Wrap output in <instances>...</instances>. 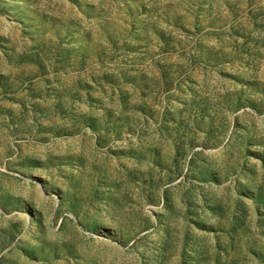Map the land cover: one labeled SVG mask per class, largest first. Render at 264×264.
Here are the masks:
<instances>
[{
  "label": "rangeland",
  "instance_id": "374dc122",
  "mask_svg": "<svg viewBox=\"0 0 264 264\" xmlns=\"http://www.w3.org/2000/svg\"><path fill=\"white\" fill-rule=\"evenodd\" d=\"M0 264H264V0H0Z\"/></svg>",
  "mask_w": 264,
  "mask_h": 264
}]
</instances>
